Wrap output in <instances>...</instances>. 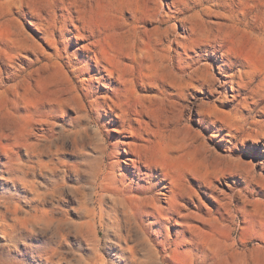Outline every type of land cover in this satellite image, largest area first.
I'll list each match as a JSON object with an SVG mask.
<instances>
[{"label": "bare ground", "instance_id": "obj_1", "mask_svg": "<svg viewBox=\"0 0 264 264\" xmlns=\"http://www.w3.org/2000/svg\"><path fill=\"white\" fill-rule=\"evenodd\" d=\"M256 1L232 20L206 8L187 16L196 0H142L107 25L82 0H17L0 18V94L13 97L10 121H0V157L21 174L23 225L63 231L60 205L47 204L69 189L80 196L74 226L93 230L97 245H158L165 260L168 245H192L205 213L230 216L242 231L264 230V0ZM137 95L167 106L169 144L161 138L147 147ZM188 107L198 118H183ZM82 118L93 119L105 145L122 144L120 153L103 152L97 169L79 164L93 174L92 192L82 186L88 179L71 183L42 160L57 123L69 119L75 133ZM22 147L26 160L17 164ZM236 264H246L240 251Z\"/></svg>", "mask_w": 264, "mask_h": 264}, {"label": "rangeland", "instance_id": "obj_2", "mask_svg": "<svg viewBox=\"0 0 264 264\" xmlns=\"http://www.w3.org/2000/svg\"><path fill=\"white\" fill-rule=\"evenodd\" d=\"M32 1L45 4L56 0ZM82 1H84V6L93 9L97 22H104L105 24L109 23V19H111V24L114 22L118 23L124 17L125 6L129 5V3L143 5L142 0ZM246 1L249 2V5L245 4ZM15 2L17 0H0V18L14 10ZM191 6L196 9L194 12H189L187 16L195 15L196 12L201 13L206 8L218 13H227L226 15L229 18L231 17L230 19L235 20L237 10L249 12L250 7H256L258 3L256 0H242L241 4L235 3L234 0H196V3ZM144 10L146 11V8H143ZM205 19L210 21L208 18ZM205 19H203L204 22L208 23ZM29 20L30 22L36 21L34 18H29ZM223 23L225 24V22ZM178 24L179 21L172 23L180 34H184V30ZM27 30L32 36L40 35V32L31 24L28 25ZM72 47L75 48L76 46L73 45ZM46 51L50 52L47 49ZM137 96H139L137 102L140 103L147 113L146 124H144L142 131V134L148 140L147 147L153 151L156 148V143L161 138L164 144H169L168 122L171 119L166 112L167 106L161 105L156 107L152 100L145 97L140 99V95ZM196 99L193 100L196 105H200L205 101V99L201 100L200 97ZM134 101L131 105L135 104ZM12 109L13 97L8 94H0L1 122L10 121L7 114ZM195 114L196 111L191 112L188 107L185 113H182V116L184 119L186 117L188 119L198 118ZM93 118H95L94 115ZM92 120L82 118L74 121L73 128H75V133L67 131L70 130L67 129L69 127V119L58 122L56 128L58 135L46 140V150L42 156L45 164L55 163L59 165L60 177L64 176L67 172L66 175H68V180L71 183H75V180H79L80 177H84L86 181L88 179L87 183L82 185L87 188V192H92L93 190V174L86 172V168L80 169L79 164H85L90 169L98 168L101 166L103 152L107 154L115 149L116 153H120V147L122 146L119 142H115L113 145H105L102 137L95 134L97 126L96 123H91ZM193 127L195 128V125ZM124 144L126 147H130L129 141L124 142ZM17 152L18 156L14 159L17 160V164H24L26 160L24 147L17 149ZM125 156L127 155L125 154ZM6 162L7 159L1 156L0 264H236L237 251L243 254L246 264H264V230L254 232V230L248 228L246 229L248 231H242L230 216L222 220L215 213L203 214L204 223L201 230L194 234L195 237L192 245H168L170 251L167 260H165L163 251L158 245H139L135 242H131L128 245H104L105 242L102 245H97L94 242L97 237L93 230H81L74 226V224L81 221L78 211L80 196L75 198L69 189L64 190L59 202L49 198L47 204V209L56 204L60 205V209L56 214L57 218L69 222L65 224L64 230H49L44 232L38 228H34L30 231L23 225L25 215L22 206L26 195L21 183L16 180L21 177V174L16 172V166L15 171H9ZM104 166L110 169L112 167V160L105 159ZM76 168L77 171L75 170ZM80 171H83L85 174L82 176ZM39 181L42 186H45L44 180L39 178ZM16 206L19 207L17 212L15 211ZM103 236L104 233H101L100 238L102 240H104ZM110 237L113 238L112 236ZM237 240H243L238 249L235 247ZM46 241H49V243L45 244Z\"/></svg>", "mask_w": 264, "mask_h": 264}]
</instances>
